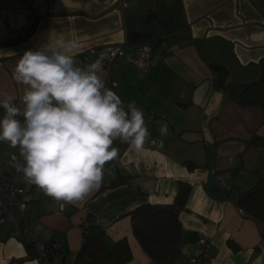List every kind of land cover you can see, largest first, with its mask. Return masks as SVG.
I'll use <instances>...</instances> for the list:
<instances>
[{
  "label": "crops",
  "instance_id": "0c3cea01",
  "mask_svg": "<svg viewBox=\"0 0 264 264\" xmlns=\"http://www.w3.org/2000/svg\"><path fill=\"white\" fill-rule=\"evenodd\" d=\"M61 36L78 43L80 67L98 61L101 46L122 44L126 54L148 46L145 69L123 56L109 69L102 66L99 75L125 108L135 102L143 110L150 136L139 152L127 144L115 166L105 164L100 187L81 201L65 203L64 210L29 186L24 222L63 247L65 264H72L88 236L89 220L105 235L107 249L127 240L131 259L126 264H156L133 236L128 212L142 204L172 203L178 182H185L191 190L179 213L182 247L175 264H194L190 257L199 236L211 241L199 264H264L259 225L239 213L235 202L264 175V143L246 144L253 136L264 138V110L240 107L226 94L231 81L246 84L260 76L264 0H131L125 8L114 0H0V104L12 96L23 107L24 86L13 79L19 58ZM162 125L168 128L165 136ZM237 166L234 179L223 178L228 189L215 184L214 172ZM117 173L128 183L100 190ZM0 264L39 262L4 227Z\"/></svg>",
  "mask_w": 264,
  "mask_h": 264
},
{
  "label": "clouds",
  "instance_id": "9594fccd",
  "mask_svg": "<svg viewBox=\"0 0 264 264\" xmlns=\"http://www.w3.org/2000/svg\"><path fill=\"white\" fill-rule=\"evenodd\" d=\"M78 43L58 37L19 58L13 79L24 86L22 108L6 96L0 142L17 149L11 166L57 202L74 203L100 187L114 142L143 150L150 133L135 102L125 108L106 87L100 61L77 65ZM167 135V125L159 128Z\"/></svg>",
  "mask_w": 264,
  "mask_h": 264
},
{
  "label": "trees",
  "instance_id": "16d2710c",
  "mask_svg": "<svg viewBox=\"0 0 264 264\" xmlns=\"http://www.w3.org/2000/svg\"><path fill=\"white\" fill-rule=\"evenodd\" d=\"M258 65L260 67L258 80L246 84L231 81L226 88L227 97L240 107L256 106L264 110V58L258 61ZM3 114L4 110L0 107V116ZM2 143L0 142V149L3 148ZM262 143L264 138L253 136L246 144L257 146ZM113 146L121 152L127 144L117 140ZM186 164L189 169L194 168L192 162H186ZM239 170L240 167L237 166L216 171L213 173V179L217 176L234 179ZM127 183L128 178L117 173L107 185L101 186L100 190ZM190 190L189 184L178 182L172 203L142 204L128 212L133 236L141 249L156 264H175L181 256L182 227L179 213L185 208ZM235 202L246 216L259 225L261 234L264 236V175H261L251 188L240 193ZM95 227L90 220L86 224L84 230L88 236L83 240L72 264H126L131 259L127 240L122 238L116 241L111 249H107L105 235L102 232H96ZM26 249L28 257L33 256L30 246H26ZM64 254L63 249V259Z\"/></svg>",
  "mask_w": 264,
  "mask_h": 264
},
{
  "label": "built area",
  "instance_id": "2783aa9c",
  "mask_svg": "<svg viewBox=\"0 0 264 264\" xmlns=\"http://www.w3.org/2000/svg\"><path fill=\"white\" fill-rule=\"evenodd\" d=\"M129 1L131 0H114V3L120 8H125ZM123 56L131 61L136 68L145 69L149 64L150 52L145 44H140L134 52L129 54L124 52L122 44L105 45L98 50V61L107 69L117 58ZM111 85L114 86L115 83L111 82ZM155 147L161 148L162 144L157 142ZM17 154L18 150L10 147L8 143L0 149V230L7 227L10 237L21 241L25 246H30L33 257L39 264H65L62 258L63 247L56 242L45 241L24 222L31 205L30 201L26 199L27 188L33 184L26 182L22 174L17 173L11 166L12 156ZM117 159L112 161L111 166L116 165ZM215 184L222 189L229 188V185L220 176L215 179ZM59 207L60 210H64L66 205L64 202H59ZM238 211L243 213L240 208ZM210 242L207 237L199 236L197 238L196 248L190 257L191 263L199 264L207 257Z\"/></svg>",
  "mask_w": 264,
  "mask_h": 264
},
{
  "label": "rangeland",
  "instance_id": "374dc122",
  "mask_svg": "<svg viewBox=\"0 0 264 264\" xmlns=\"http://www.w3.org/2000/svg\"><path fill=\"white\" fill-rule=\"evenodd\" d=\"M6 145V142H3L2 143V146H5ZM39 191V189L37 188L35 191H34V193H37ZM45 194V193H44ZM32 195V194H31ZM30 196V194L28 195V197Z\"/></svg>",
  "mask_w": 264,
  "mask_h": 264
}]
</instances>
